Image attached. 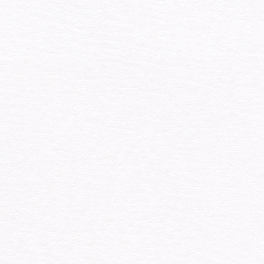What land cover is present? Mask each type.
Wrapping results in <instances>:
<instances>
[{"label":"snow or ice","instance_id":"snow-or-ice-1","mask_svg":"<svg viewBox=\"0 0 264 264\" xmlns=\"http://www.w3.org/2000/svg\"><path fill=\"white\" fill-rule=\"evenodd\" d=\"M0 264H264V0H0Z\"/></svg>","mask_w":264,"mask_h":264}]
</instances>
